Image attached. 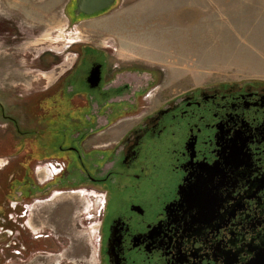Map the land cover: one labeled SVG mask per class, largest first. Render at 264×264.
<instances>
[{
    "label": "flooded vegetation",
    "instance_id": "1",
    "mask_svg": "<svg viewBox=\"0 0 264 264\" xmlns=\"http://www.w3.org/2000/svg\"><path fill=\"white\" fill-rule=\"evenodd\" d=\"M110 62L104 50L80 49L65 79L68 106L77 113L62 134L48 131L47 120L57 123L53 112L49 119L37 112L44 121L35 117L27 130L13 121L22 135L18 151L31 152L21 163L25 170L34 160L35 168L44 161L55 168L39 191L93 187L99 264H264V82H208L171 92L105 141L106 126L134 118L116 108L134 105L138 93L119 75L154 79L153 71ZM96 66L101 79L94 86ZM117 79L125 81L116 86ZM25 172L22 184L29 181ZM27 186L17 196L22 207L37 194L35 184Z\"/></svg>",
    "mask_w": 264,
    "mask_h": 264
},
{
    "label": "rangeland",
    "instance_id": "2",
    "mask_svg": "<svg viewBox=\"0 0 264 264\" xmlns=\"http://www.w3.org/2000/svg\"><path fill=\"white\" fill-rule=\"evenodd\" d=\"M75 8L76 0H0V104L6 113L0 105V264H99L93 187L39 191L50 185L55 168L45 161L35 168L34 160L25 170L21 163L31 152L18 151L22 135L13 123L31 129L35 117L44 121L35 114L46 112L45 119L55 113V127L47 120L54 136L68 128L76 111L68 106L65 79L81 48L104 50L120 70L154 72L151 82L147 73L119 75L138 93L134 105L116 108L134 118L106 126L105 141L155 111L171 92L208 82H264V0H117L93 16H77ZM24 172L27 184L18 181ZM28 184L37 194L22 207L17 196Z\"/></svg>",
    "mask_w": 264,
    "mask_h": 264
},
{
    "label": "water",
    "instance_id": "3",
    "mask_svg": "<svg viewBox=\"0 0 264 264\" xmlns=\"http://www.w3.org/2000/svg\"><path fill=\"white\" fill-rule=\"evenodd\" d=\"M117 0H76L75 15L93 16L100 13L110 7H112ZM101 71L100 67L96 66L92 70L90 75V81H93V85L96 86L100 82Z\"/></svg>",
    "mask_w": 264,
    "mask_h": 264
}]
</instances>
